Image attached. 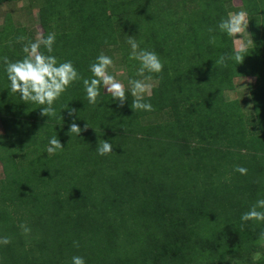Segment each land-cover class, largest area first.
I'll return each instance as SVG.
<instances>
[{"label":"trees","instance_id":"1","mask_svg":"<svg viewBox=\"0 0 264 264\" xmlns=\"http://www.w3.org/2000/svg\"><path fill=\"white\" fill-rule=\"evenodd\" d=\"M234 1L32 2L39 3L42 35L56 34L52 54L85 78L110 47L122 55L128 80L139 79V63L128 60L129 36L154 50L164 69L152 74L151 112L133 111L131 95L123 106L103 94L101 104L90 105L81 81L55 103V116L42 115L40 105L7 89L3 71V58L22 59L34 34L4 21L0 237L11 243L0 246L2 264H70L74 255L87 264L252 263L264 223L240 217L264 198V0H239V8ZM241 9L250 17L248 55L239 65L217 66L233 45L216 25ZM237 78L255 79L247 114L225 98ZM73 122L82 129L78 137L69 134ZM56 134L65 148L48 155ZM103 140L113 153L97 154Z\"/></svg>","mask_w":264,"mask_h":264},{"label":"clouds","instance_id":"2","mask_svg":"<svg viewBox=\"0 0 264 264\" xmlns=\"http://www.w3.org/2000/svg\"><path fill=\"white\" fill-rule=\"evenodd\" d=\"M249 20V13L246 9L228 13L220 18L216 28L221 35L232 40L233 46L231 54L220 55L215 60V65L227 67L229 61L234 62L236 65L243 62L245 56L248 55L249 46L241 34L247 31ZM213 31V29H209V33ZM237 34H240V38L237 37ZM25 39L21 36L18 38V42ZM217 41V36H210V44H216ZM55 44L56 34L49 32L46 36L39 35L36 40H28L27 43H24L22 51L25 55L22 59L13 62L6 57L3 58V71L8 81L7 89L11 93L18 94L25 102L40 105L42 115L55 116V103L73 84L81 81L90 105L101 104L103 94L110 96L113 102L118 101L123 106L125 101L129 100L128 96L131 95L134 97L130 105L133 111L151 112L154 110L153 105L146 100V97L150 98L157 86L152 74L162 73L164 62L154 50L141 48L140 43L137 42L134 36H129L127 39V44L131 49L128 60L139 63V67L135 70V76L140 78L129 77V89H126L125 85L119 82L116 76L109 71L114 67L112 56L104 53L97 55L94 62L89 65L91 76L85 78L72 61L60 62L57 56L52 54ZM105 89L107 94H105ZM66 108L68 106L63 109ZM81 131L82 129L73 122L69 134H75L78 137ZM64 148L56 134L49 139L45 151L48 155H53ZM112 148L111 143L103 140L98 142L96 152L98 155L104 156L113 153ZM235 171L241 175H246L248 170L244 167H237ZM240 219L242 223L249 221L264 223V198L257 199L249 210L241 215ZM21 227L24 228L26 234L31 231L23 225ZM10 243L9 238L0 237V246ZM256 244L264 247V231L259 233ZM261 259H264V253L257 252L254 260ZM0 264H2V261H0ZM70 264H87V261L82 256L74 255Z\"/></svg>","mask_w":264,"mask_h":264},{"label":"rangeland","instance_id":"3","mask_svg":"<svg viewBox=\"0 0 264 264\" xmlns=\"http://www.w3.org/2000/svg\"><path fill=\"white\" fill-rule=\"evenodd\" d=\"M36 0H26L21 3H3L0 5V31L3 28L4 21L9 18V22L15 27H23L24 29L33 32L34 40L37 39L39 35H42V30L39 22V3H32ZM32 3V4H31ZM234 8L240 7V1L235 0L233 2ZM237 11H232L234 13ZM244 38V41L248 43V46L251 47V39L249 36L248 29L241 34ZM237 37L240 38V34H237ZM104 54L112 56L114 59V67L109 69V71L116 76V79L125 85L126 89L130 88L128 83V76L126 69L124 67V60L120 52L116 51L115 48H107L103 51ZM255 80L252 78H242L234 80L235 90L230 93L225 94L227 100H237L241 104L242 112L246 114L251 111L250 104V91L254 87ZM105 93L106 89H105ZM3 134L2 126L0 124V135ZM4 178V172L2 165L0 164V179ZM257 252L264 253V247H259L258 250L252 254L251 264H264V259L254 260V256ZM225 264H237L236 262L228 261Z\"/></svg>","mask_w":264,"mask_h":264},{"label":"crops","instance_id":"4","mask_svg":"<svg viewBox=\"0 0 264 264\" xmlns=\"http://www.w3.org/2000/svg\"><path fill=\"white\" fill-rule=\"evenodd\" d=\"M237 79H242V78H237ZM253 79V78H252ZM255 80V79H254ZM254 84H255V82H254Z\"/></svg>","mask_w":264,"mask_h":264}]
</instances>
